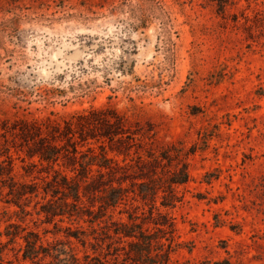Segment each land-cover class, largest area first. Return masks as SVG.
I'll return each instance as SVG.
<instances>
[{
    "label": "rangeland",
    "instance_id": "1",
    "mask_svg": "<svg viewBox=\"0 0 264 264\" xmlns=\"http://www.w3.org/2000/svg\"><path fill=\"white\" fill-rule=\"evenodd\" d=\"M105 107L151 123L188 172L173 206L129 196L112 220L161 237L168 264H264V0L222 13L208 0H0V264H32L7 231L89 232L54 227L34 200L28 215L6 203L7 122ZM127 249L119 264H132Z\"/></svg>",
    "mask_w": 264,
    "mask_h": 264
},
{
    "label": "trees",
    "instance_id": "2",
    "mask_svg": "<svg viewBox=\"0 0 264 264\" xmlns=\"http://www.w3.org/2000/svg\"><path fill=\"white\" fill-rule=\"evenodd\" d=\"M208 1L219 13L227 5V0ZM80 65L81 60L71 62L66 70ZM157 143L164 144L153 134L151 123L142 125L112 107L74 110L59 120L7 122L6 203L28 215L27 207L34 200L36 214L54 227L61 229L66 219L87 223L89 229L87 233L78 226L70 232L66 226V239L47 242L24 227L22 232L7 231L8 241L20 238L21 257L32 264H119L125 247V258L132 264H168L170 248H163L161 237L132 220H112L114 210L129 196L154 202L162 193V207L177 201L175 186L188 180L185 154L173 150V145L163 149ZM12 151L22 154L18 156L22 180L13 173ZM71 238L84 249L90 246L92 252L79 255Z\"/></svg>",
    "mask_w": 264,
    "mask_h": 264
}]
</instances>
